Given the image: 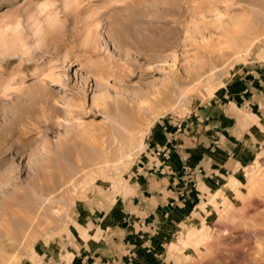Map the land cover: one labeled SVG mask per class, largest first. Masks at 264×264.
I'll use <instances>...</instances> for the list:
<instances>
[{
  "label": "rangeland",
  "instance_id": "1",
  "mask_svg": "<svg viewBox=\"0 0 264 264\" xmlns=\"http://www.w3.org/2000/svg\"><path fill=\"white\" fill-rule=\"evenodd\" d=\"M0 55V264H264V116L209 188L146 177L160 126L264 95V0H0Z\"/></svg>",
  "mask_w": 264,
  "mask_h": 264
},
{
  "label": "crops",
  "instance_id": "2",
  "mask_svg": "<svg viewBox=\"0 0 264 264\" xmlns=\"http://www.w3.org/2000/svg\"><path fill=\"white\" fill-rule=\"evenodd\" d=\"M222 92L224 101H227L213 116L212 120L216 122L211 124L210 129H201V124L175 125L166 122L153 133L149 147L156 156H153L152 168L146 172V177L148 181L165 180L169 186L159 190L156 198L172 195L179 198V194L198 182L200 177H203L202 185L209 188L217 175L245 164L254 154L253 150L245 148L244 140L264 116L263 93L246 85V76L234 87ZM240 149L244 153L241 154Z\"/></svg>",
  "mask_w": 264,
  "mask_h": 264
},
{
  "label": "bare ground",
  "instance_id": "3",
  "mask_svg": "<svg viewBox=\"0 0 264 264\" xmlns=\"http://www.w3.org/2000/svg\"><path fill=\"white\" fill-rule=\"evenodd\" d=\"M84 0H75V2H77V3H82ZM45 8V7H44ZM35 33H37V31L35 30L34 31ZM9 41H12V40H9ZM6 42V41H5ZM18 45H20V44H18ZM22 46V45H21ZM1 56V55H0ZM39 58L38 57H34V56H32V58L31 57H29L28 58V61H31L30 63L33 65L34 64V60H38ZM27 66V65H26ZM73 96L76 98V99H79L80 97H79V94L77 93V92H74V94H73ZM69 104H67L68 105V112H73L74 110V107H76V106H78V104H74V103H72L71 102V100H70V102H68Z\"/></svg>",
  "mask_w": 264,
  "mask_h": 264
}]
</instances>
